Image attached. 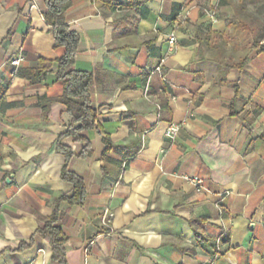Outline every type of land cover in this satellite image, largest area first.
Returning a JSON list of instances; mask_svg holds the SVG:
<instances>
[{
    "label": "crops",
    "instance_id": "obj_1",
    "mask_svg": "<svg viewBox=\"0 0 264 264\" xmlns=\"http://www.w3.org/2000/svg\"><path fill=\"white\" fill-rule=\"evenodd\" d=\"M109 2L72 0L66 14L98 112L82 133L89 156L63 141L86 187L83 205L57 204L66 264H264V0ZM47 10L0 0V264H58L37 230L73 190L56 150L71 121L56 75L65 51ZM171 32L164 77L151 76ZM41 60L53 64L37 75Z\"/></svg>",
    "mask_w": 264,
    "mask_h": 264
},
{
    "label": "trees",
    "instance_id": "obj_2",
    "mask_svg": "<svg viewBox=\"0 0 264 264\" xmlns=\"http://www.w3.org/2000/svg\"><path fill=\"white\" fill-rule=\"evenodd\" d=\"M47 12L44 14L46 23L51 27L55 38V47L64 48V55L58 59L57 79L63 84L64 92L59 99L70 114V124L67 131L58 137L56 150L63 153L66 162L61 171L63 180L73 185L70 194L60 195L56 200V207L53 214L43 220V225L37 230V234L45 239L52 248L53 260L58 264H66V248L68 236L63 230L62 213L59 211L58 202L66 200L70 205H83L86 198V187L83 179L70 171L69 160L74 155L63 141L66 137H71L76 142H83V150L77 154L78 157H87L91 154L90 141L82 135L83 132L96 128L98 112L92 101V91L97 82V77L93 72L79 71L75 67L76 55L80 44L79 34L72 30L67 22L66 14L71 6L72 0H45ZM110 5L109 0H103ZM133 1V0H130ZM260 52H264V43L257 42ZM247 62V58L241 59L237 63L227 66L230 68H242ZM53 62L41 60V67L33 73L42 75L48 71ZM19 72V71H18ZM234 114H236L234 112ZM106 152L116 149L109 137H104ZM22 243L21 247H25Z\"/></svg>",
    "mask_w": 264,
    "mask_h": 264
},
{
    "label": "built area",
    "instance_id": "obj_3",
    "mask_svg": "<svg viewBox=\"0 0 264 264\" xmlns=\"http://www.w3.org/2000/svg\"><path fill=\"white\" fill-rule=\"evenodd\" d=\"M176 43H177V36L175 32H171L170 34L167 35V50L166 53L164 54V56L160 59L159 63L154 67V69L151 72V76L154 74H158L161 77L163 76V66L166 64L168 58L173 55V53L176 50ZM23 61L22 56H16L13 58H10L9 63L12 66L13 70H12V74L16 75L19 71V68L21 67V63ZM180 125L176 124V123H172L169 125V127L166 130V137L170 138V139H175V137L177 136V134L180 131ZM186 179L190 182H192L193 184H195L198 188V191L201 190V184L202 181L197 178V177H188L186 176Z\"/></svg>",
    "mask_w": 264,
    "mask_h": 264
},
{
    "label": "rangeland",
    "instance_id": "obj_4",
    "mask_svg": "<svg viewBox=\"0 0 264 264\" xmlns=\"http://www.w3.org/2000/svg\"><path fill=\"white\" fill-rule=\"evenodd\" d=\"M257 23H258V22H257ZM258 25H259V23H258ZM258 25H256V30H257V33H256V34H257V35H259L260 32H261V31H260V26H258Z\"/></svg>",
    "mask_w": 264,
    "mask_h": 264
}]
</instances>
